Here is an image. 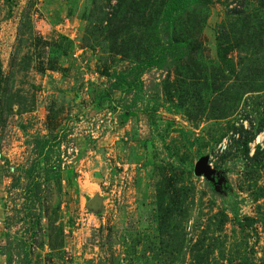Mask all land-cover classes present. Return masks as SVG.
Masks as SVG:
<instances>
[{"label": "rangeland", "instance_id": "1", "mask_svg": "<svg viewBox=\"0 0 264 264\" xmlns=\"http://www.w3.org/2000/svg\"><path fill=\"white\" fill-rule=\"evenodd\" d=\"M165 2L0 0V264H264V0H193L192 59L106 97ZM45 141L39 217L6 221Z\"/></svg>", "mask_w": 264, "mask_h": 264}, {"label": "trees", "instance_id": "2", "mask_svg": "<svg viewBox=\"0 0 264 264\" xmlns=\"http://www.w3.org/2000/svg\"><path fill=\"white\" fill-rule=\"evenodd\" d=\"M193 0H166L163 8V19L160 25L159 36L162 41L161 48L158 50L156 55L149 59L144 66L136 67L132 74H127L123 77H118L116 82L110 85L109 90L106 93V97L116 91H120L121 85L128 88H137L139 74L142 73L148 67H153L156 69H164L170 63L175 61H187L191 60L192 49L190 45L185 43L175 42L173 40V35L171 32V27L174 18L180 15L185 8H187ZM52 147L50 142H43L41 145H36L34 149L35 160L23 170V180L24 184H20L16 176L12 177V183L8 192L9 199L11 200L13 195L19 197L20 204L17 206L14 203V210L18 207L16 216L12 218H6V221L13 222L14 219L21 220H35L39 217L38 205L41 201V196L43 192V184L41 182L42 173L39 169V159L44 157V150H48ZM43 162H47L43 159ZM51 167V166H50ZM48 164H45L43 170L44 175L47 177L52 172L53 168H50ZM7 227V225H6ZM6 264H12V259L6 256ZM22 264H28L27 257H24Z\"/></svg>", "mask_w": 264, "mask_h": 264}, {"label": "water", "instance_id": "3", "mask_svg": "<svg viewBox=\"0 0 264 264\" xmlns=\"http://www.w3.org/2000/svg\"><path fill=\"white\" fill-rule=\"evenodd\" d=\"M194 173H195V174H198V175L203 174V175L206 176V177L209 175V171H208V169H207V163H206L205 160H201V161H199V162L195 165V167H194ZM91 203L94 204L95 201L92 200Z\"/></svg>", "mask_w": 264, "mask_h": 264}]
</instances>
